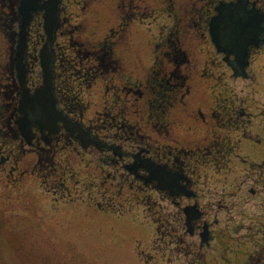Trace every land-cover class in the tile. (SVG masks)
Wrapping results in <instances>:
<instances>
[{"label":"flooded vegetation","instance_id":"1","mask_svg":"<svg viewBox=\"0 0 264 264\" xmlns=\"http://www.w3.org/2000/svg\"><path fill=\"white\" fill-rule=\"evenodd\" d=\"M231 5L256 12L262 28L245 76L234 75V56L219 52L212 37L213 20ZM45 48L48 113L36 121L27 113L45 85ZM262 51L264 0H0V172L19 176L12 188L38 175L45 192L56 195L65 189L61 177L78 174L69 163L74 155L101 176L87 184L76 178L81 191L99 195L113 185L146 193L143 202L124 204L88 195L100 211L122 215L126 204H172L175 212L159 211L154 222L157 252L169 250L183 264H264V223L253 225L258 231L251 225L231 232L218 226L221 200L201 197L209 171L239 159L260 186L248 194L263 193L264 201V160L240 156L228 135L242 131V147L245 140L259 146L263 140H254L244 122L256 114L226 91L215 104L208 95V83L224 78L216 71L223 66L233 79L256 81L251 67ZM258 116L264 119V107Z\"/></svg>","mask_w":264,"mask_h":264},{"label":"rangeland","instance_id":"2","mask_svg":"<svg viewBox=\"0 0 264 264\" xmlns=\"http://www.w3.org/2000/svg\"><path fill=\"white\" fill-rule=\"evenodd\" d=\"M216 71L225 74L220 83H208L210 102L215 104V95L220 90L222 93L226 91L225 96L233 99L236 106L241 104L248 107L247 111L256 114L250 121H244L247 123L245 129L254 140L258 136L263 140L259 146L245 140L242 147L239 142L242 131L232 130L228 133L232 145H236V152L242 157H246L245 152L250 158L264 160V119L258 116L259 110L264 107V51L255 57L251 67V72L257 76L254 82L229 77V70L224 66ZM69 158L72 171L78 173L75 177L80 182L99 181L101 176L91 166L86 167V161L82 165L74 155ZM246 168L247 165L241 164L239 159L231 160L219 172L213 168L208 174L209 191L205 187L201 190L203 201L209 197L213 203L221 200L224 204L218 215V226L227 225L231 232L243 227L241 234L247 231V226L264 223L263 193L248 194V187L258 189L260 186L252 185L251 174ZM246 175L249 181L240 191L247 180L243 182ZM261 176L264 179V175ZM56 177L51 180L55 181ZM13 178L20 181L18 175L8 178L6 172H0V264H183L169 250L158 253L155 249L158 245L154 241H159L160 235L154 222L159 217V211L164 217L175 212L170 202L162 203V208L156 206L152 209L146 204H126L124 206L130 209L129 212L118 215L90 205L88 195L92 202L111 200L124 204L129 199L143 202L146 193L119 191L113 185L99 195L94 189L81 191L80 186L76 187V178L71 179L67 174L61 177L65 184L64 192L59 191L55 195L45 192L48 186L43 185L38 175L26 176L19 186L15 183L16 188H12L10 180L13 181ZM150 194L156 200L155 193Z\"/></svg>","mask_w":264,"mask_h":264},{"label":"water","instance_id":"3","mask_svg":"<svg viewBox=\"0 0 264 264\" xmlns=\"http://www.w3.org/2000/svg\"><path fill=\"white\" fill-rule=\"evenodd\" d=\"M239 12H243L240 14ZM254 12H247L239 5L223 6L220 9L219 15L212 23L213 42L219 52H222L226 57L233 55V60H228V64L234 72L235 76H245V68L248 65L247 57L252 46H257L262 28L259 24L257 15ZM46 48L43 49L42 68L44 71L45 85L37 93L38 100L27 115L34 120H45L48 109L45 107L44 96L49 87L50 70L45 62ZM35 121V122H36ZM157 176V175H156ZM162 181L165 186L169 187L173 181L171 176L162 175Z\"/></svg>","mask_w":264,"mask_h":264}]
</instances>
